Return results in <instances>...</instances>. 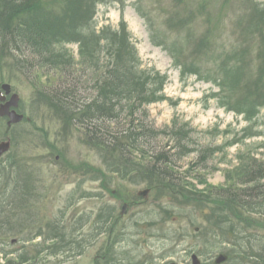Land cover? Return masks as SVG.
<instances>
[{
	"label": "rangeland",
	"instance_id": "rangeland-1",
	"mask_svg": "<svg viewBox=\"0 0 264 264\" xmlns=\"http://www.w3.org/2000/svg\"><path fill=\"white\" fill-rule=\"evenodd\" d=\"M185 2L206 3L207 16L214 25L211 35L215 36L214 40H220L216 42L218 47L238 40L247 21L253 15L259 19L254 11L264 6V0ZM173 3L174 0H107L95 5L91 25L96 30L103 27L116 30L121 21L126 23L141 65L167 76L166 100L148 106L146 112L150 125L157 131L186 125L188 136L183 141L196 152L175 162L173 168L178 179L184 176L198 152L219 148L205 170L191 171L189 178H185L195 188L186 184L184 190L150 189L148 200L143 201L137 194L148 189V184L130 183L121 174L110 173L107 166L117 160L82 143V133L73 126L70 131H64L53 110L44 105L38 93L48 94L57 82L42 79L39 84L45 88L35 90L29 84L32 77L14 72L2 58L0 89L8 84L11 94L18 95L17 112L24 121L7 131V119L0 118V143L7 140L11 143L8 153L0 159V264L9 260L12 264H94L95 261L104 264L103 256H107L106 261L115 262L109 264H190L191 255L208 264L220 256L224 257L221 264H249L237 248L232 250L226 243L217 244L221 242V234L208 224L212 221L211 197L201 193L204 187L195 177L204 176L208 185L222 186V170L236 164L235 157L239 151L246 150L245 145L250 146L257 159H264V109L257 119L245 121L242 115L217 107L214 94H218V89L206 78L198 80L194 75L180 78L167 53L148 40L141 18L150 9L172 12ZM193 27L198 33L206 30L199 22ZM65 48L77 61L78 46L72 43ZM194 61L202 62L204 71L215 66L208 56ZM250 61L255 68L258 61ZM253 71L250 69L248 75ZM77 76L81 78L79 72ZM92 78L88 71L81 82H91ZM86 86L83 97H88L91 91ZM136 116L140 117L139 112ZM125 117L123 111L121 121ZM109 123L106 124L110 128L115 127L114 122ZM247 128L259 136L246 138ZM167 141V137L157 140L155 152L163 151ZM233 141L239 142L228 148ZM26 184L32 188L30 197L21 201L18 193L22 194ZM124 203L128 207L121 216ZM245 218L261 220L256 216L245 215ZM258 233L264 235V231ZM97 256L100 258L94 261Z\"/></svg>",
	"mask_w": 264,
	"mask_h": 264
},
{
	"label": "trees",
	"instance_id": "trees-1",
	"mask_svg": "<svg viewBox=\"0 0 264 264\" xmlns=\"http://www.w3.org/2000/svg\"><path fill=\"white\" fill-rule=\"evenodd\" d=\"M106 1L0 0V59L6 60L14 72L32 77L29 84L35 90L45 88L39 84L42 79L57 82L48 94L38 93L39 98L63 123L64 131L74 127L82 133V143L117 160L118 163L107 166L110 173L121 174L130 183L148 184L151 190H184L186 184L195 188L185 178H189L191 171L205 170L219 148L198 152L184 176L178 179L175 162L196 152L183 141L188 136L186 125L157 131L150 125L146 112L148 106L166 100L167 76L141 65L123 21L116 30L92 27L95 5ZM174 1L172 12L161 13L156 8L141 16L150 43L167 53L182 80L194 75L215 84L218 108L242 115L245 121L257 119L264 109V6L254 11L259 19L253 15L238 40L218 47L216 42L220 40L211 35L214 25L207 16L206 3ZM196 22L206 27L204 33L195 31ZM72 43L78 46L77 61L65 48ZM204 56L215 63L212 70L204 71L202 62L194 61ZM252 59L258 61L255 68L250 65ZM250 69L254 71L249 76ZM88 71L93 81L81 82ZM78 72L81 78L76 77ZM86 85L91 91L83 97ZM123 111L127 120L121 121ZM109 122H114L115 127L110 128L106 124ZM244 132L248 139L259 136L249 128ZM161 137L168 141L163 151L156 153L155 143ZM245 147L237 153L236 164L222 170V186L208 185L204 176L195 180L204 187L201 193L211 197L212 221L208 224L221 234L217 244L237 248L249 264H264V235L258 233L264 231V159H257L250 146ZM100 175L103 178V173ZM31 189L28 184L23 186L22 194L18 193L21 201L30 197ZM110 261L105 264L115 263Z\"/></svg>",
	"mask_w": 264,
	"mask_h": 264
},
{
	"label": "water",
	"instance_id": "water-1",
	"mask_svg": "<svg viewBox=\"0 0 264 264\" xmlns=\"http://www.w3.org/2000/svg\"><path fill=\"white\" fill-rule=\"evenodd\" d=\"M3 92V95H2ZM11 93V87L8 84H3L0 89V118H7V131L12 125H16L23 120V116L17 114L16 109L19 104V97L16 94H12L8 101L6 97ZM10 149V141L0 143V158L6 154ZM149 190H143L138 193V197L143 198L145 201L148 199ZM128 205L124 204L121 210V216L125 214ZM224 261V257L220 256L216 259V264H221ZM191 264H201L196 256L191 257Z\"/></svg>",
	"mask_w": 264,
	"mask_h": 264
},
{
	"label": "flooded vegetation",
	"instance_id": "flooded-vegetation-1",
	"mask_svg": "<svg viewBox=\"0 0 264 264\" xmlns=\"http://www.w3.org/2000/svg\"><path fill=\"white\" fill-rule=\"evenodd\" d=\"M106 255H107V254H106ZM99 258H100L99 256L95 257V258H94V261H95V260H98ZM101 259H102V262H104V264H105V263H106V260H105V259H107V256H103ZM97 262H98V261H95L94 264H97ZM205 263H207V262H205Z\"/></svg>",
	"mask_w": 264,
	"mask_h": 264
}]
</instances>
